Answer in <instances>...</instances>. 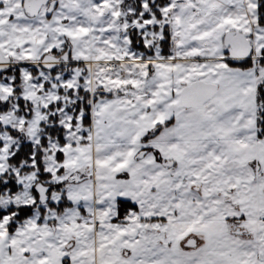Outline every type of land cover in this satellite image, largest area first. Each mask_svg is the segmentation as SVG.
<instances>
[{
	"label": "snow or ice",
	"instance_id": "1",
	"mask_svg": "<svg viewBox=\"0 0 264 264\" xmlns=\"http://www.w3.org/2000/svg\"><path fill=\"white\" fill-rule=\"evenodd\" d=\"M0 264H264V0H0Z\"/></svg>",
	"mask_w": 264,
	"mask_h": 264
}]
</instances>
